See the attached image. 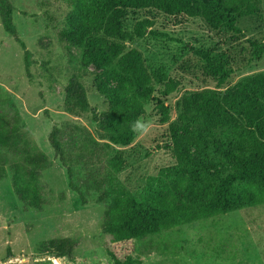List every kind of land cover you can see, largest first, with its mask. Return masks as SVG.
<instances>
[{
  "label": "trees",
  "instance_id": "obj_1",
  "mask_svg": "<svg viewBox=\"0 0 264 264\" xmlns=\"http://www.w3.org/2000/svg\"><path fill=\"white\" fill-rule=\"evenodd\" d=\"M69 8L62 41L80 53L82 74L65 87V112L79 117L91 113L97 129L66 123L54 127L49 144L66 169L68 187L83 206L104 204L102 233L112 243L145 242L183 227L231 213L264 207V73L250 77L222 94L235 73L230 53L195 50L217 90L185 94L177 103V123L169 127L175 165L147 178L138 194L122 189L118 175L126 166L116 147H129L145 107L155 100L156 87L168 97L178 83L164 68L146 66L143 54L127 43L142 39L153 22L146 19L128 30L132 12L162 13L172 18L202 19L214 30H225L248 44V63L264 58V41L246 39L242 19L258 17L261 0H62ZM9 0H0L5 32L17 39ZM152 34V33H151ZM153 35V34H152ZM24 47L23 44H21ZM26 53V65L29 67ZM97 68L93 86L107 110L98 114L87 98L83 79ZM161 123L170 121V109L156 98ZM16 114L0 112V179L11 173L13 192L27 210L41 211L45 201L41 172L50 166L47 156L32 145L20 129ZM91 193L95 199L89 201ZM147 241V242H148ZM72 239L41 244L42 256L71 259ZM113 264H141L131 256Z\"/></svg>",
  "mask_w": 264,
  "mask_h": 264
},
{
  "label": "rangeland",
  "instance_id": "obj_2",
  "mask_svg": "<svg viewBox=\"0 0 264 264\" xmlns=\"http://www.w3.org/2000/svg\"><path fill=\"white\" fill-rule=\"evenodd\" d=\"M17 39L8 35L0 17V112L20 118V129L32 145L49 159L50 166L41 172L44 207L27 210L17 200L11 173L0 179V264H57L56 258L42 256V243L72 239L71 259H57L59 264H113L109 253L120 260L131 256L141 264H264V207L246 209L208 221H201L179 231L154 237L145 242L112 243L102 233L104 204H81L68 187L66 169L49 144L54 127L66 123L83 127L95 135L91 113L79 117L65 112V87L73 75L82 74L80 53L60 38L68 6L62 0H9ZM258 17L242 19L239 28L246 39L264 41V0ZM153 26L142 39L127 43L128 49L140 51L146 66L164 68L178 83L174 93L161 96L156 87L155 100L170 109V121L161 123V112L153 100L145 107L136 128V139L125 148L126 166L118 175L120 187L138 194L147 178L161 169L175 165L170 148L169 127L177 123V103L187 93L217 90L205 64L195 50L230 53L235 73L218 91L225 94L240 82L264 73V58L248 63V44L234 39L225 30L214 31L199 18H172L158 12H132L128 30L143 20ZM153 35H152V34ZM24 47H22V45ZM26 53L29 67L26 65ZM97 68H90L83 84L90 106L102 114L107 110L104 98L94 89ZM96 195L91 193L89 201Z\"/></svg>",
  "mask_w": 264,
  "mask_h": 264
},
{
  "label": "clouds",
  "instance_id": "obj_3",
  "mask_svg": "<svg viewBox=\"0 0 264 264\" xmlns=\"http://www.w3.org/2000/svg\"><path fill=\"white\" fill-rule=\"evenodd\" d=\"M134 127L138 128V129H140V130H142V129L144 128V125L139 124V125H134Z\"/></svg>",
  "mask_w": 264,
  "mask_h": 264
}]
</instances>
